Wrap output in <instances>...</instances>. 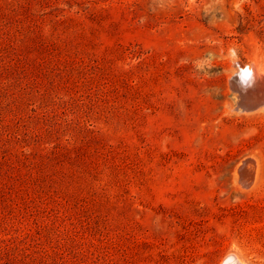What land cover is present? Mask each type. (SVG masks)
I'll list each match as a JSON object with an SVG mask.
<instances>
[{
	"label": "rangeland",
	"instance_id": "1",
	"mask_svg": "<svg viewBox=\"0 0 264 264\" xmlns=\"http://www.w3.org/2000/svg\"><path fill=\"white\" fill-rule=\"evenodd\" d=\"M262 76L264 0H0V264H264Z\"/></svg>",
	"mask_w": 264,
	"mask_h": 264
},
{
	"label": "bare ground",
	"instance_id": "2",
	"mask_svg": "<svg viewBox=\"0 0 264 264\" xmlns=\"http://www.w3.org/2000/svg\"><path fill=\"white\" fill-rule=\"evenodd\" d=\"M258 71V70H257ZM239 78L241 79V81H243V82H250V80L252 79V78H254L255 77V75L253 76V73L255 72L254 70H253V68H251V67H247L246 69L244 68V70L243 69H240L239 71ZM260 77V76H259ZM263 77V76H262ZM264 78V77H263ZM259 79V78H258ZM262 80V79H261ZM260 80V81H261ZM256 81H257V79H256ZM255 82V81H254ZM241 84V83H240ZM239 84V85H240ZM260 84H262L261 82H260ZM241 87V86H240ZM242 88V87H241ZM244 88V87H243ZM261 88H262V86H261ZM245 90V89H244ZM245 91H248V90H245ZM241 92V91H240ZM250 92V91H249ZM248 92V93H249ZM251 97V96H250ZM260 97V96H259ZM262 101V100H261ZM260 102V101H259ZM263 102V101H262ZM256 103V102H255ZM256 105H258V104H256ZM253 107V106H252ZM254 109V108H253ZM245 183V182H244ZM247 183V182H246ZM231 255V254H230ZM221 264H244V263H242L241 261H238V258L236 259L235 258V256H233V255H231V256H228V257H226L225 259H224V261L221 263Z\"/></svg>",
	"mask_w": 264,
	"mask_h": 264
}]
</instances>
